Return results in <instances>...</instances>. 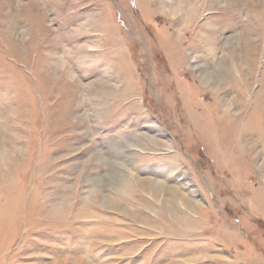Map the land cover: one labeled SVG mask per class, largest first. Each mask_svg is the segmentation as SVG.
<instances>
[{
	"label": "rangeland",
	"instance_id": "obj_1",
	"mask_svg": "<svg viewBox=\"0 0 264 264\" xmlns=\"http://www.w3.org/2000/svg\"><path fill=\"white\" fill-rule=\"evenodd\" d=\"M263 135L264 0H0V264H264Z\"/></svg>",
	"mask_w": 264,
	"mask_h": 264
},
{
	"label": "bare ground",
	"instance_id": "obj_2",
	"mask_svg": "<svg viewBox=\"0 0 264 264\" xmlns=\"http://www.w3.org/2000/svg\"><path fill=\"white\" fill-rule=\"evenodd\" d=\"M195 3V2H194ZM179 11H181V10H174V12H172L173 13V15H175V14H178V12ZM196 12V9H195V6H193V7H191V9H190V14L189 15H191V13L193 14V13H195ZM190 17V16H189ZM190 18H192V17H190ZM190 96V95H189ZM247 127H248V129H249V126L247 125ZM246 126H245V128H244V130H243V133L246 131V130H248V129H246ZM249 131V130H248ZM226 134V133H225ZM233 135H235V136H233ZM233 135H231V136H229L230 137V139H234L236 136H237V134H233ZM222 137V136H221ZM229 139L228 138V135L226 136V135H223V139L225 140V139ZM262 139H263V144H264V135L261 137ZM219 139V138H218ZM231 141V140H230ZM222 142V141H221ZM223 143V142H222ZM218 144V143H217ZM219 145H220V143H219ZM218 147V146H217ZM216 149V148H215ZM219 149L222 151V153L224 154V156H226V155H228L229 153H230V149H231V146H230V143L227 141H224V145H222V146H220L219 147ZM230 155V154H229ZM231 157V156H230ZM226 159V158H225ZM223 161V160H222ZM235 165L236 164H232V166L233 167H235ZM231 166V167H232ZM140 186H142V187H145V185L144 184H140ZM261 196V195H260ZM258 198H257V204H259L258 206H261V207H263L264 208V206H263V204H264V200H262V198H263V196H261V197H259V196H257ZM261 203V204H260Z\"/></svg>",
	"mask_w": 264,
	"mask_h": 264
}]
</instances>
